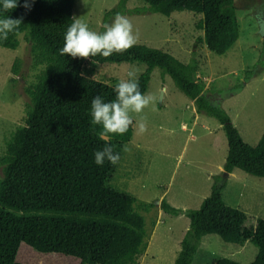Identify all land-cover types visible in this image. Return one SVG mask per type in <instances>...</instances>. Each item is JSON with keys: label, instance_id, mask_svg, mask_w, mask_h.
Instances as JSON below:
<instances>
[{"label": "trees", "instance_id": "trees-1", "mask_svg": "<svg viewBox=\"0 0 264 264\" xmlns=\"http://www.w3.org/2000/svg\"><path fill=\"white\" fill-rule=\"evenodd\" d=\"M74 1L35 0L31 11H26L23 0H18L20 6L10 12H4L0 3V18L23 17L19 29L0 46L15 49L23 34L31 44L33 61L42 66L26 88L29 103L23 124L12 132L0 155V264H139L143 255L145 224L136 209L148 210L152 204L108 185L117 164L94 162L95 152L106 144L121 157L135 120L124 135L101 138L102 127L92 123L91 101L97 95L105 102L114 100L116 83L89 78L84 70L89 61L144 63L139 75L142 94L152 70L161 69L194 101L198 112L220 122L227 140L224 177L235 168L264 177V133L255 145L242 140L226 112L205 96L204 81L196 78L197 61L184 63L144 44L106 59L61 55L73 23ZM143 1L149 11L165 16L184 10L200 14L197 27L213 53L224 54L239 37L234 0ZM126 2L119 0L110 13L130 12L125 10ZM17 64L15 60L13 71ZM223 186L215 181L197 209L183 210L161 201L164 212L189 218L173 264H192L203 236L211 233L225 242H252L258 250L250 264H264V219L247 225V215L223 200ZM211 264L242 263L213 258Z\"/></svg>", "mask_w": 264, "mask_h": 264}, {"label": "rangeland", "instance_id": "rangeland-1", "mask_svg": "<svg viewBox=\"0 0 264 264\" xmlns=\"http://www.w3.org/2000/svg\"><path fill=\"white\" fill-rule=\"evenodd\" d=\"M118 2L75 0L72 17L86 22L90 30L103 32L102 25L111 24L116 16L110 10ZM234 6L239 37L221 55L204 45L203 32L197 27L200 14L184 10L165 16L149 11L143 0H127L125 10L130 12L120 15L133 23L138 44L162 49L184 63L197 61V78L206 77L205 96L226 112L245 143L255 145L264 133V0H234ZM132 9L138 12L131 13ZM18 39L15 49L0 46V155L12 132L23 124L29 103L26 88L42 69L33 61L30 42L23 34ZM15 60L18 64L13 71ZM145 67L140 62L89 61L84 70L89 78L118 83L128 79L130 69L140 75ZM144 95H151L153 102L143 113L132 114V135L108 183L138 202L152 204L148 210L136 209L144 218L146 231L139 264H173L189 226L184 214L164 212L160 207L162 199L183 210L197 209L210 194L212 184L223 182V200L247 215V225L257 218L264 219V177L236 169L227 179L219 169L227 154L220 122L198 112L172 78L157 67L151 72ZM141 118L147 124L143 134L135 130ZM1 173L0 167V176ZM257 250L248 240L244 245L230 243L211 233L202 238L192 264H211L213 258L249 264Z\"/></svg>", "mask_w": 264, "mask_h": 264}, {"label": "clouds", "instance_id": "clouds-1", "mask_svg": "<svg viewBox=\"0 0 264 264\" xmlns=\"http://www.w3.org/2000/svg\"><path fill=\"white\" fill-rule=\"evenodd\" d=\"M35 0H23V7L31 11ZM2 10L10 12L17 8L18 0H0ZM85 3V0H84ZM23 17L0 18V41H6L10 33L16 32L22 24ZM103 32L90 30L88 24L80 19H73L65 34V42L60 49L61 55H70L73 58L89 59L96 56L108 58L113 54L123 55L138 44L139 35L134 31L131 20L117 14L111 24L102 25ZM94 62V61H93ZM128 79H121L114 85L116 98L105 102L97 95L91 101V116L94 125H100L101 138L107 134L124 135L134 124L133 113L139 115L153 102L151 95H144L140 91L139 73L135 69L127 72ZM139 134L147 131V124L143 118L136 121ZM95 164L102 166L107 160L116 165L120 161L119 153H115L110 144L94 154Z\"/></svg>", "mask_w": 264, "mask_h": 264}, {"label": "crops", "instance_id": "crops-1", "mask_svg": "<svg viewBox=\"0 0 264 264\" xmlns=\"http://www.w3.org/2000/svg\"><path fill=\"white\" fill-rule=\"evenodd\" d=\"M146 68V67H145ZM197 76H199V74H196V78H197ZM203 80H206V77H203ZM206 85H207V83H206ZM206 85H205V87H204V89H206ZM190 103L192 104V105H195L194 104V101L193 100H190ZM194 109V108H193ZM183 127H185V125H183ZM224 165V164H223ZM219 169H220V171H223V167H219ZM235 170H236V168L231 172V173H229V174H227L226 175V178L228 179L230 176H233L234 174H235ZM163 200V199H162ZM204 237V236H203ZM246 242V241H245ZM244 242V243H245ZM244 243H243V245H244ZM250 264V263H249Z\"/></svg>", "mask_w": 264, "mask_h": 264}]
</instances>
